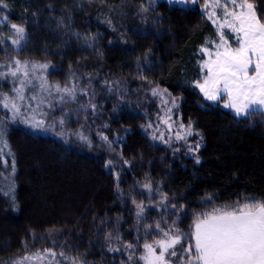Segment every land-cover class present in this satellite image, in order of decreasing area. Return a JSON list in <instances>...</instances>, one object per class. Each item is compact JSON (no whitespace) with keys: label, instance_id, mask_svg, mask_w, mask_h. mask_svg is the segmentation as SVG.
I'll use <instances>...</instances> for the list:
<instances>
[{"label":"trees","instance_id":"16d2710c","mask_svg":"<svg viewBox=\"0 0 264 264\" xmlns=\"http://www.w3.org/2000/svg\"><path fill=\"white\" fill-rule=\"evenodd\" d=\"M250 2L264 18V0ZM3 3L0 63L47 64L48 84L77 98L56 105L50 123L60 127L62 121L67 132L87 140L60 128L43 134L0 112L14 156L7 166L15 169L14 201L0 192V264L45 250L56 253L53 264H144V243L165 239L169 230L183 237L176 262L184 264L181 249L197 215L245 198L264 200V112L239 117L196 87L205 75L201 48L218 38L200 6ZM13 24L25 29L19 48ZM9 88L0 70V99L9 92L14 99ZM154 89L180 99L183 122L201 137L196 155L149 136Z\"/></svg>","mask_w":264,"mask_h":264},{"label":"snow or ice","instance_id":"6c2138e0","mask_svg":"<svg viewBox=\"0 0 264 264\" xmlns=\"http://www.w3.org/2000/svg\"><path fill=\"white\" fill-rule=\"evenodd\" d=\"M178 2L183 3L184 0ZM192 3H196V0H192ZM0 6L6 8L7 4L0 0ZM205 8L212 9L207 15L217 27L219 43L212 42L215 51L208 47L201 48L208 59L201 64L205 75L202 82H197L196 87L209 101L226 97L223 107L231 109L237 116L246 115L255 108L264 109V18L257 14V9L250 0H212L211 3L206 0ZM218 8L222 9L219 17L216 12ZM12 28L18 37L13 43L19 44L25 29L16 24ZM225 29L232 33L231 37L226 38ZM230 40H234V45ZM15 64V70L10 75L23 77L20 80L21 87L15 89L14 99L9 100L7 96L3 98V107L12 112L13 120L21 115V108L16 100H25L24 85L32 82L28 79V64H22L19 60ZM47 68V64H33L32 75L35 76L38 69ZM36 78L40 80V90L47 91V81L42 76ZM56 91L72 95V90L68 88L60 89L56 86ZM157 94L153 90V95ZM31 100H36V96H32ZM32 120V127L44 126L43 120H35V117ZM2 136L3 131L0 130V137ZM177 138L181 137L178 135ZM170 232L171 230L163 232L165 239L144 243V254L140 256L144 264H171L168 257L177 255L176 245L181 243L183 237ZM181 251L184 254V264H264V200L245 198L234 207L213 209L197 215L193 220L188 246ZM55 256L54 251L45 250L43 254L37 252L32 256H24L14 264L43 261L45 257H49V264H53Z\"/></svg>","mask_w":264,"mask_h":264},{"label":"rangeland","instance_id":"374dc122","mask_svg":"<svg viewBox=\"0 0 264 264\" xmlns=\"http://www.w3.org/2000/svg\"><path fill=\"white\" fill-rule=\"evenodd\" d=\"M156 1H160V0H156ZM164 1L169 2V0H164ZM205 2L206 0H196V3H192V0H184L183 3H180L178 2V0H172V2L171 3L169 2V3L172 5H179L183 7L200 6L202 11L207 15V13L211 11L212 9L211 8L206 9ZM211 2L212 0H207V3H211ZM216 12H217V16L219 17L222 13V9L218 8L216 9ZM214 26L216 27V25ZM224 32H225L226 38L232 36V33H230L227 29H225ZM21 42H22V39L19 41V44H14V43L13 44L17 48H19L21 46ZM212 42L219 43V36L216 39L208 40V42L204 46V47H208L212 51H215V48L213 47ZM230 43H233L234 45V40H230ZM202 54L204 56V60L208 59V57L204 53ZM21 63L23 64L25 62H21ZM27 64L29 68L28 79H30L32 82L31 84H28L26 82L24 85L25 100L23 101H20L18 99L16 100V103L20 105L21 115L17 116L13 120L12 112L9 109H5L3 107V98L5 96L9 98L8 95H10L11 92H9L8 95H3L2 99H0V112H2L4 116L8 117L10 121L18 122L19 124L25 127H29L32 130H35L43 134L56 132V129L60 128L59 130L61 131L59 132L65 133L66 134L65 136L67 137L69 136L70 138H74L79 141L87 140L83 134H80V133L71 134L67 132V127L66 126L64 127L61 122H60L61 124L59 123L60 127H56L50 123V120L48 119L50 116V113H53L54 111H56L58 105L74 102L75 99L77 98L73 94L69 96L63 93L62 91L57 92L56 87L49 85L48 82H47L48 90L41 91L39 87L40 80L37 79L36 77L42 76L46 80L44 76L45 69H38L36 71L35 76H33L31 72V67L33 64H37V63H27ZM15 67H16L15 62L0 63L1 73L7 79V83L10 85L9 89H12L14 98L16 97L15 89L21 87L20 80L23 79V77L20 75H18L17 77H13L10 75V72L15 70ZM203 71L205 73V70ZM154 90H156L158 94L153 95V92L151 93L152 98L154 99L156 103V110L153 111V113L151 114V116L148 118V121H147L146 131L148 132L149 136L154 141H157V142H160L166 145L175 146L177 149L186 147L188 148L187 151L190 155H196L199 149L202 147L201 137L199 135L197 136V133L193 130L191 125H187L183 122L181 114L179 112L180 99L172 96L165 89H154ZM32 96H36V100H31ZM61 97H63V99H61ZM9 100L11 99L9 98ZM41 100H43L44 102L40 103ZM173 102H175V104ZM211 102H221V104L223 105L226 102V97L222 96L220 100L211 101ZM255 110L264 112V109H260V108H255L251 111H255ZM246 115H240L239 117L246 116ZM33 117H35V120H43L45 126H43L42 128L32 127ZM25 121H28V122L26 123ZM165 121H167V123H165ZM45 122L47 123L45 124ZM0 130L3 131V136L0 137V150H2L0 151V167H1L0 169V192L7 194L8 196H10L12 201H14L13 195H14V189H15V186H14L15 169L13 166H9L10 164L7 166L8 161L9 160L12 161L14 156L9 147V143L6 137L5 124L3 122H0ZM189 130L191 134H189ZM178 135L181 137L180 139L177 138ZM5 144L7 145L6 147H5ZM168 259L170 260L171 264L181 263V262L180 263L176 262L177 255L175 257H168Z\"/></svg>","mask_w":264,"mask_h":264}]
</instances>
